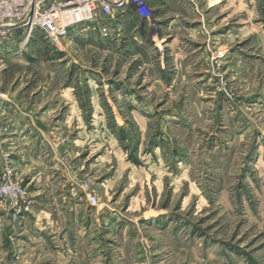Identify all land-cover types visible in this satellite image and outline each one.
Returning a JSON list of instances; mask_svg holds the SVG:
<instances>
[{
	"label": "rangeland",
	"instance_id": "rangeland-1",
	"mask_svg": "<svg viewBox=\"0 0 264 264\" xmlns=\"http://www.w3.org/2000/svg\"><path fill=\"white\" fill-rule=\"evenodd\" d=\"M157 13L149 6L143 19L110 20L59 44L37 31L23 50L17 38L0 45V183L10 175L37 204L25 151L1 139L12 137L16 108L44 110L39 128L56 133L61 161L78 168L89 208L105 217L67 233L90 241L77 248L85 264H264V0H228L223 23L215 9L211 25L187 31L154 24ZM122 80L134 86L109 83ZM61 82L79 89L78 104L54 101ZM30 214L15 219L0 196V264H45L55 251L33 242L44 230L19 227ZM99 238L106 259L94 261Z\"/></svg>",
	"mask_w": 264,
	"mask_h": 264
},
{
	"label": "crops",
	"instance_id": "crops-1",
	"mask_svg": "<svg viewBox=\"0 0 264 264\" xmlns=\"http://www.w3.org/2000/svg\"><path fill=\"white\" fill-rule=\"evenodd\" d=\"M227 1L228 0H225V7L224 0H147L149 6L158 10L154 20L156 23L154 24H169L168 27H166L167 29H171L170 25L175 24L179 30L184 29L185 31L190 29L187 25L190 23H209L211 25L213 20L208 19V16L215 9L220 11L221 18L218 19V21L220 20L223 23L225 20L224 12H227ZM125 16L143 19L130 9L126 13H122L119 9H115L114 16L108 19L107 22L112 20L113 23L114 19L120 22ZM221 29H223V27ZM169 36H171V34H169ZM221 36H224V34L221 33ZM88 83L89 87H91V82ZM93 83H95L93 84L95 87H107V84L101 85V81H96ZM109 83L112 86L115 84L119 88H132L134 86V84H131L125 80L118 83ZM59 86V89L53 90L51 92L52 98L55 99V102L58 104L62 102L78 104L80 92L78 93L77 90L79 89H73L75 87L69 82H61ZM45 87H48V85ZM94 96L95 95H92V98H94ZM134 96L135 95H132L130 97ZM11 102L15 105L16 103L19 105L21 104V107L24 108L23 104L20 103V100L17 102H13V100H11ZM73 107L76 109L77 105H74ZM49 110L53 111L51 108ZM32 112L33 110L31 109L28 111H23L20 108H16L14 111H12L11 113L12 116H14V119L17 118L15 130L10 133L12 137L8 136L1 139V144L6 143L8 145L9 142L7 143V141L12 140V144L16 149L23 148L25 153L22 157H20L19 160L24 161L25 158H27L26 164L30 165H25V167L27 166V169L28 167L30 169V177L28 178V182L33 187L32 193L35 196L37 204L35 205L32 213L26 219L20 221L19 227L25 230L29 229L33 233L37 234L44 230L45 235L35 238L33 242L47 244L49 247H55V251L52 249L50 252L51 257L49 256V258H47L45 264H56L55 258L58 260V262L61 261V264H85L87 261L85 257V249L80 255V250L77 248L80 246L85 247V243H90V241H86V238L79 240L77 239L78 235H76V238L74 239H66L67 233L73 229L74 226H81L85 230L86 228L83 225H85L86 221L92 224L96 220L97 222L104 224L106 223L104 219L105 217H101L103 213L99 212L101 207L89 208L87 204L89 194L88 191L81 185L83 176L79 175L78 168L67 166L61 161L60 156L64 153L65 146H62L58 140L56 141V133L54 131L46 133L41 128H39V119H43V112L45 111L43 110V112L35 113V115H32ZM0 114L1 116L3 115V113ZM30 116H34L37 120L35 121L34 125H22V119H27ZM31 134H35L36 140H34L33 137L30 138V136L29 138L26 137L27 135ZM44 145H47V147L49 145L51 147H48V153L55 154V160L48 158L49 154L46 152L47 150L44 151V156L40 153H33L36 150H40ZM50 186L56 187L54 192L51 194L46 190V187L50 188ZM49 196H52V201H47L49 200ZM73 198H77L78 200L76 206H72V202L67 200ZM42 200H45L44 203ZM87 214L89 216L88 218ZM98 214L99 217L95 219L93 215ZM146 218H148V216H143V219ZM44 232H42V235ZM96 235L98 234L96 233ZM92 243L97 249L93 255L94 261L95 259L105 260L106 257L104 253L107 250L104 246L105 244H103L100 238L93 240ZM69 247L75 248V255H66L67 251H70ZM116 264H118L117 260ZM120 264H123V261H121Z\"/></svg>",
	"mask_w": 264,
	"mask_h": 264
},
{
	"label": "built area",
	"instance_id": "built-area-1",
	"mask_svg": "<svg viewBox=\"0 0 264 264\" xmlns=\"http://www.w3.org/2000/svg\"><path fill=\"white\" fill-rule=\"evenodd\" d=\"M115 9H130L141 18L149 13L147 0H0V45H12L17 38L15 44L23 50L37 31L54 44L77 34L86 36L84 31L101 30ZM0 196L10 200L15 219L33 211V196L10 175L0 183ZM89 201L98 205L99 198L93 194Z\"/></svg>",
	"mask_w": 264,
	"mask_h": 264
}]
</instances>
